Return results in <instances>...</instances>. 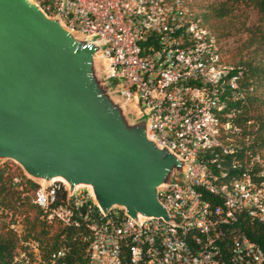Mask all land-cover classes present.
Instances as JSON below:
<instances>
[{
  "label": "built area",
  "instance_id": "1",
  "mask_svg": "<svg viewBox=\"0 0 264 264\" xmlns=\"http://www.w3.org/2000/svg\"><path fill=\"white\" fill-rule=\"evenodd\" d=\"M28 2L98 48L110 94L133 121L147 118L148 139L184 163L158 188L168 221L118 206L105 213L89 186L24 173L37 184L31 202L41 221L87 239L84 264H264V159L223 140L241 132L227 112L241 99V71L186 0ZM21 219L9 223L19 236ZM9 264L70 263L65 249L29 236Z\"/></svg>",
  "mask_w": 264,
  "mask_h": 264
},
{
  "label": "water",
  "instance_id": "2",
  "mask_svg": "<svg viewBox=\"0 0 264 264\" xmlns=\"http://www.w3.org/2000/svg\"><path fill=\"white\" fill-rule=\"evenodd\" d=\"M98 51L28 0H0V161L35 180L89 186L105 213L168 221L158 188L184 163L110 94Z\"/></svg>",
  "mask_w": 264,
  "mask_h": 264
},
{
  "label": "trees",
  "instance_id": "3",
  "mask_svg": "<svg viewBox=\"0 0 264 264\" xmlns=\"http://www.w3.org/2000/svg\"><path fill=\"white\" fill-rule=\"evenodd\" d=\"M186 5L203 26L214 32L220 45L222 40L232 36L230 30L235 28L234 22L238 18L235 13L240 7L251 8L264 18V0H216L205 14L193 11L187 1ZM236 31V34L245 33L248 40L231 53L233 65L241 71V99L231 102L227 112L233 114L231 121L241 132L232 135L230 141L225 137L223 140L239 152L259 154L264 159V29L243 24ZM36 190L37 184L16 163L0 161V264H9L20 248L21 238L29 236L41 239L46 250L65 249L70 264H84L87 239L80 237L74 229L60 224L48 227L41 221L42 210L31 202ZM10 215L13 216L11 221L16 216L22 218V236L9 228Z\"/></svg>",
  "mask_w": 264,
  "mask_h": 264
},
{
  "label": "rangeland",
  "instance_id": "4",
  "mask_svg": "<svg viewBox=\"0 0 264 264\" xmlns=\"http://www.w3.org/2000/svg\"><path fill=\"white\" fill-rule=\"evenodd\" d=\"M188 5L198 14H205L207 12V8L214 3L216 0H186ZM238 17L234 22L235 28L230 30L233 34L231 37L224 39L221 41V48L223 51V57L229 63L232 62L231 53L234 49L241 47L247 40L248 36L245 33L236 34V29L240 28L243 24H246L250 27H261L264 29V18L259 15V13L251 8L240 7L239 10L235 13ZM228 20L226 22V25ZM228 27V25H227ZM232 29V28H231ZM107 61L102 58H96V70L97 74L101 77V75L105 74V70L107 68ZM112 85H117L115 80L111 81ZM128 111V109H127ZM130 111V110H129ZM139 125L147 127V118L139 117L137 118ZM236 140V138H234Z\"/></svg>",
  "mask_w": 264,
  "mask_h": 264
},
{
  "label": "bare ground",
  "instance_id": "5",
  "mask_svg": "<svg viewBox=\"0 0 264 264\" xmlns=\"http://www.w3.org/2000/svg\"><path fill=\"white\" fill-rule=\"evenodd\" d=\"M99 57V56H98Z\"/></svg>",
  "mask_w": 264,
  "mask_h": 264
}]
</instances>
